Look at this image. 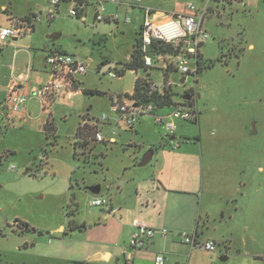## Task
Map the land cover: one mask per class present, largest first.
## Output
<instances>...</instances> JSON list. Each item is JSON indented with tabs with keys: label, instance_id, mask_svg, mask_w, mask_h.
Returning a JSON list of instances; mask_svg holds the SVG:
<instances>
[{
	"label": "rangeland",
	"instance_id": "obj_1",
	"mask_svg": "<svg viewBox=\"0 0 264 264\" xmlns=\"http://www.w3.org/2000/svg\"><path fill=\"white\" fill-rule=\"evenodd\" d=\"M187 3L202 10L205 0L147 1L159 11ZM2 4L8 13L1 9ZM70 6L68 0L61 1L59 14L48 21L49 0H0V26L7 25L9 14L15 18L38 16L37 20L32 19L34 28L22 31L24 36L18 38V43L31 55V76L40 73V54L51 49L65 51L86 66L85 74L77 77L78 90L66 100H56L50 107V115L44 114L34 99L32 115L24 121L13 120L8 124L0 118V264H52L40 257L41 242L58 233L51 230L64 226L68 231L72 218L79 220L82 212L101 209L90 206L92 197L83 196L84 192H90L96 184L101 185L103 192L105 186L149 169V164L135 165L134 145L142 146V156L150 147L161 145L169 151L171 148L165 131L150 116L141 117V130L135 131L116 124L111 111V102L119 97V101L133 103L124 94L133 92L137 77H149L157 87L165 81L164 70L156 62L148 72L126 70L120 77L109 76L129 62L143 11L132 4L127 12L120 9L114 12L119 14L117 22H97L92 14L84 23L69 16ZM202 28L209 38L200 53L204 64L211 65L197 74L196 83L192 76H187L185 86H196L198 121H175L176 140L182 145L194 142L201 153L204 186L210 185L209 189L219 192L209 193L210 199L219 202L225 197L224 188L229 192L240 188L249 193L245 203L259 207L264 200V0H251L244 6L213 5ZM57 34L56 39L51 38ZM182 77L180 71L173 69L165 78L172 85L171 99L175 102L181 100ZM83 90L94 94H85ZM103 114L108 121H101ZM83 117L87 124H96L104 139L95 143L92 151L88 147L93 142L87 148L77 146L76 151L73 148ZM46 122L52 124L53 131L43 130L42 124ZM71 197L78 204L75 216L68 215L74 211ZM232 204L229 200V208ZM252 212L249 226L261 217L260 211ZM18 223L26 224L28 230ZM31 228L37 233H32ZM244 234L239 225L234 232L235 243H241ZM101 235L115 236L111 229ZM251 235L250 228L249 251L256 248ZM257 240L259 250L263 249L264 233L259 232ZM221 246L222 243L218 244V248ZM112 264H124L123 257Z\"/></svg>",
	"mask_w": 264,
	"mask_h": 264
},
{
	"label": "crops",
	"instance_id": "obj_2",
	"mask_svg": "<svg viewBox=\"0 0 264 264\" xmlns=\"http://www.w3.org/2000/svg\"><path fill=\"white\" fill-rule=\"evenodd\" d=\"M68 1L72 6L73 0ZM80 1L84 4V8L77 19L84 23L92 14L93 20H95L99 4L105 9L103 11L104 19L101 21L116 22L119 20L118 12L114 13L116 10L120 9L127 12L130 5H137L143 11V21L137 31L138 37L145 19L161 20L166 19V16L170 14L189 13L186 5L183 7L172 6L168 9L169 11L154 10L147 4L149 0H141L140 4H136L133 0ZM205 7L206 3L203 9ZM195 8L198 9L196 6ZM1 9L8 13L4 4L1 5ZM210 12L211 7L208 8L207 14ZM32 16L30 15V17ZM115 16L117 17L115 18ZM26 17L15 18L9 14L6 26L14 25ZM32 25L33 22L28 24L30 28ZM18 38L7 40L5 45L0 46V101L5 97L11 82L25 74H27L28 84L31 87L48 80V67L45 63L47 51L40 54V73L31 76V55L26 47L18 43ZM248 47L251 48L253 45ZM77 81L79 84L80 81L78 79ZM33 100L34 98H31L22 111L13 114L12 120L24 121L27 116L30 117ZM158 110L160 113L166 111L165 108ZM144 116H150L153 119L151 115L141 117ZM0 118L3 120L1 112ZM140 118L132 128H135V131L141 130ZM197 121L198 116L195 122ZM154 124L157 125L155 121ZM157 126L163 129L161 125ZM110 140L114 141V138L111 137ZM173 140H176V133L167 139L169 144ZM177 142L178 147L176 149L170 144V151L165 148L162 149L161 145L155 148L150 147L149 149H154V153L146 164H149L147 166L149 169L144 172L132 173L131 176L120 179L118 183L109 184L110 186H105L106 189L103 192L100 184L91 187L100 186V192L93 193L90 189V192H84L83 196L85 197H104L108 200V204L93 213L82 212L79 220L72 218L71 220L78 226L77 229H72L69 222L68 231L64 226L52 229L53 234L58 233L54 238L41 242L40 257L51 261L52 264H57L56 262L59 261L66 264L73 262L112 264L118 262L120 257H123L125 263L129 239L135 229L134 221L138 220L156 229L157 233L145 247L133 252V264H153L158 253L165 256V264H230V261L237 262L236 264H264V248L259 250L260 244L257 240L258 233H264V200L259 207H249V203L246 204L244 200L246 196H249V193L247 191L242 192L240 188L237 190L234 188V192L238 196L224 188L222 190L224 199L219 202L210 199L209 193L217 195L219 192L214 188V190L209 189L210 185L207 188L204 186L205 172L201 153L194 142L183 145L179 141ZM199 145H201L200 141ZM133 149L134 163L137 165L142 157V146L134 145ZM246 181H248V176ZM244 185L245 180L242 182L243 187ZM229 200L233 202L230 208L228 206ZM74 202L77 212L76 199ZM252 211L254 213L260 211L261 217L254 219L249 226V212ZM90 225L91 227H88ZM239 225H242L245 236L240 238L241 243H235L234 232ZM84 226L86 229L83 228ZM250 228L252 240L256 242V248L249 251ZM110 229L114 231L115 236L106 238L101 235ZM161 229L167 231L165 236L161 235ZM182 233L195 234L200 241H214L217 244V249L214 252H209L200 248H192L184 242ZM220 242L222 246L218 248Z\"/></svg>",
	"mask_w": 264,
	"mask_h": 264
},
{
	"label": "built area",
	"instance_id": "obj_3",
	"mask_svg": "<svg viewBox=\"0 0 264 264\" xmlns=\"http://www.w3.org/2000/svg\"><path fill=\"white\" fill-rule=\"evenodd\" d=\"M63 0H49L50 7L47 9L46 18L48 21L53 20L58 13V6ZM106 0H99V2ZM136 4H140L141 0H133ZM250 0H205L206 7L198 10L191 3L186 4L189 10L187 14H170L166 19H145L138 37V48L142 53L143 64L147 68H152L154 62L158 63L162 70L171 68L180 71L182 77L183 91L181 100L175 102L171 99V103L158 107L153 102L137 104L126 103L124 100L111 102V111L116 124H122L124 127L132 129L139 118L143 115H151L154 121L161 125L165 131L167 139H169L176 131L175 121H195L197 118L196 110V86L186 87L187 76H192L196 83L197 76V59L200 54L201 46L208 40V34L202 28V22L207 14L208 8L211 6H225L232 3L246 5ZM84 4L80 0H73L69 9V16L79 17L83 11ZM104 7L99 4L95 14V20L104 19ZM149 13L148 10H146ZM117 16H115L116 18ZM34 20L38 16H34ZM30 27L27 22L19 21L11 26L0 27V46L6 44L7 40L21 37L22 31L26 32ZM154 41H160L170 45L173 50L169 54L152 55L150 47ZM45 63L48 67V80L42 84L31 87L28 84L27 74L19 77L11 82L5 97L0 101V112L3 120L8 124L12 123V115L19 113L24 109L31 98L38 101L41 111L50 115V107L56 100H66L73 92L78 90L77 77L86 72L85 64L77 57L58 49L47 51ZM119 71L110 72L111 78L117 77ZM171 83L165 79L162 86L157 87L153 82L150 83L151 90L166 91L171 94ZM188 96L189 99H184ZM171 98V97H170ZM165 108V112L158 110ZM108 116L103 114L101 121H108ZM96 141H103V137L99 131L95 134ZM171 146L176 149L178 142L170 141ZM13 169V168H11ZM91 206H106L108 200L104 197H94L90 200ZM134 231L130 236L128 251L125 253V263L133 264V252L147 245L150 239L155 237L156 229L147 226L142 221H134ZM160 233L165 236L167 231L161 229ZM181 236L185 243L192 248H200L209 252L217 249L214 241H200L195 234L182 233ZM153 264H165V256L158 253Z\"/></svg>",
	"mask_w": 264,
	"mask_h": 264
},
{
	"label": "trees",
	"instance_id": "obj_4",
	"mask_svg": "<svg viewBox=\"0 0 264 264\" xmlns=\"http://www.w3.org/2000/svg\"><path fill=\"white\" fill-rule=\"evenodd\" d=\"M33 18H34V15L32 17L28 16V17L22 19V21H25L28 24H32V22L34 20ZM32 28H34V25H32ZM138 43L139 42L137 39L135 44H134L133 51L131 53V58H130L129 62L126 63L124 65V67L119 71V74H118L119 77L122 76L126 70L134 71L136 73L137 70H139V69H143L146 72H148V70L151 69V68H147L144 66L143 60H142V53L140 52V50L138 48ZM172 50H173V48L170 45L165 44V43L160 42V41H154L150 47V53L152 55L169 54L172 52ZM210 65L211 64H209V63L204 64V62L202 61V55L199 54L198 59H197V74L199 72H201V70L203 68H206ZM169 71H172V69L167 68L166 70L163 71L165 78L167 77ZM151 82L152 81L150 80L149 77H147V78L137 77L135 79V82H134L133 92L131 94H124V96L127 97L129 100L135 101L137 104L153 102L158 107H162L164 105L170 104L171 103L170 94H167V92L164 90H162V91L151 90V88H150ZM83 93L94 94L93 91H88V90H83ZM119 98H121V97H119ZM43 130L48 133V132L53 131L54 128H53L51 123L46 122L43 125ZM96 132H97L96 124H91V125L87 124V120L85 119V117H83L82 121L79 123L77 130H76V133H75V143L73 144L74 151H76L77 146L81 147V148H87L90 145V143L93 142L92 145L90 147H88L89 151H92L94 144L97 142L95 140ZM71 204H73L74 211L73 210L69 211L68 215L74 216L75 215L74 212H76V203L74 202L73 197H71L70 205ZM18 224L22 226L23 230H28V229H26V227H27L26 224H22V223H18ZM69 224H70V227L72 229L78 228V226L76 225V223L73 220H70ZM72 264H83V262H73Z\"/></svg>",
	"mask_w": 264,
	"mask_h": 264
},
{
	"label": "water",
	"instance_id": "obj_5",
	"mask_svg": "<svg viewBox=\"0 0 264 264\" xmlns=\"http://www.w3.org/2000/svg\"><path fill=\"white\" fill-rule=\"evenodd\" d=\"M58 35H59V34H58ZM58 35H52L51 38H52V39H56ZM184 99H187V100H188L189 97H188V96H185ZM171 139H173V138H171ZM153 153H154V149H153V148L149 149V150H148V151H147V152L141 157V159L139 160V162L137 163V165H138L139 167L145 166V165L150 161L151 157L153 156ZM27 172H28V170H26V171L24 172V174H26ZM90 190H91V192H93V193H98V192H100V186H96V188H90ZM88 227H91V225L88 226ZM83 228L86 229L85 226H84ZM26 229H28V227H26ZM30 231H31L32 233H37V232H36V229H34V228H31ZM38 235H41V234H38Z\"/></svg>",
	"mask_w": 264,
	"mask_h": 264
}]
</instances>
